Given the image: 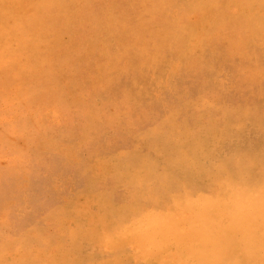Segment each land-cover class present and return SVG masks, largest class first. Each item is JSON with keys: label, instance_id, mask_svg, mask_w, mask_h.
<instances>
[{"label": "rangeland", "instance_id": "1", "mask_svg": "<svg viewBox=\"0 0 264 264\" xmlns=\"http://www.w3.org/2000/svg\"><path fill=\"white\" fill-rule=\"evenodd\" d=\"M0 264H264V0H0Z\"/></svg>", "mask_w": 264, "mask_h": 264}, {"label": "bare ground", "instance_id": "2", "mask_svg": "<svg viewBox=\"0 0 264 264\" xmlns=\"http://www.w3.org/2000/svg\"><path fill=\"white\" fill-rule=\"evenodd\" d=\"M43 12H44V10H43ZM98 103V102H97ZM195 104V103H194ZM89 118V117H88ZM91 121V120H90ZM82 127V126H81ZM83 130V129H82ZM187 139V138H186ZM19 221V220H18Z\"/></svg>", "mask_w": 264, "mask_h": 264}]
</instances>
